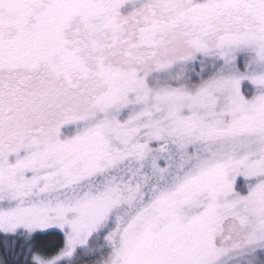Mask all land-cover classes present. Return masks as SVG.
Wrapping results in <instances>:
<instances>
[{
  "label": "snow or ice",
  "instance_id": "obj_1",
  "mask_svg": "<svg viewBox=\"0 0 264 264\" xmlns=\"http://www.w3.org/2000/svg\"><path fill=\"white\" fill-rule=\"evenodd\" d=\"M0 264H264V0H0Z\"/></svg>",
  "mask_w": 264,
  "mask_h": 264
}]
</instances>
